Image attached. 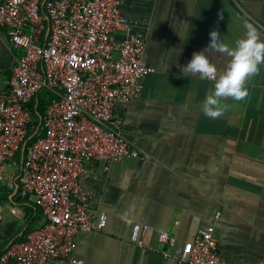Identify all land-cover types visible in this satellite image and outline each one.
<instances>
[{
    "label": "crops",
    "instance_id": "obj_1",
    "mask_svg": "<svg viewBox=\"0 0 264 264\" xmlns=\"http://www.w3.org/2000/svg\"><path fill=\"white\" fill-rule=\"evenodd\" d=\"M123 12L130 29L146 38L143 59L156 69L144 79L141 95L114 110L140 156L108 171L97 163L95 175L81 181L95 215L104 214L107 221L102 232L76 236L74 258L84 264H179L184 243L213 225L223 260L263 263L264 65L248 81V97L224 101L229 107L215 120L202 112L214 82L185 76L180 68L209 45L213 30L234 47L249 21L264 40V0H126ZM124 37L122 32L117 39ZM21 53L0 32V93ZM206 55L218 71L226 70L230 57ZM7 169L12 172L5 171L7 181L0 185V204L6 208L0 254L30 226L36 230L44 223L36 200L19 195L16 166ZM135 224L149 226L144 247L131 242ZM161 231L176 238L173 247L159 242Z\"/></svg>",
    "mask_w": 264,
    "mask_h": 264
},
{
    "label": "built area",
    "instance_id": "obj_2",
    "mask_svg": "<svg viewBox=\"0 0 264 264\" xmlns=\"http://www.w3.org/2000/svg\"><path fill=\"white\" fill-rule=\"evenodd\" d=\"M126 0H4L0 32L22 53L0 93V185L15 165L23 199L32 197L43 225L12 241L0 264H84L74 258L75 238L102 232L107 217L96 216L81 181L108 171L125 158H138L122 133L117 105L127 106L156 72L143 59L146 38L130 29ZM125 32L123 40L117 36ZM44 90L55 95L41 118L44 136L28 145L31 100ZM21 151V163L16 157ZM0 204V221L5 214ZM12 214L16 211L12 208ZM149 226L135 224L131 242L145 246ZM159 242L173 247L166 231ZM213 225L184 243L179 264H232L221 258ZM164 258H169L167 251ZM260 264H264L260 263Z\"/></svg>",
    "mask_w": 264,
    "mask_h": 264
},
{
    "label": "clouds",
    "instance_id": "obj_3",
    "mask_svg": "<svg viewBox=\"0 0 264 264\" xmlns=\"http://www.w3.org/2000/svg\"><path fill=\"white\" fill-rule=\"evenodd\" d=\"M220 19H223L222 15ZM244 27L245 36L238 39L234 47L223 42L218 31H211L209 45L202 51L194 52L190 62L180 68L185 76L198 75L202 80L214 82V90L202 104V112L209 119H219L224 115L229 107L224 101H244L249 95L248 81L264 65V40L261 39L260 30L249 21H245ZM210 51L230 57L226 70L220 72L210 62L206 55Z\"/></svg>",
    "mask_w": 264,
    "mask_h": 264
},
{
    "label": "trees",
    "instance_id": "obj_4",
    "mask_svg": "<svg viewBox=\"0 0 264 264\" xmlns=\"http://www.w3.org/2000/svg\"><path fill=\"white\" fill-rule=\"evenodd\" d=\"M54 98H56V95L52 91L44 90L31 100V103L29 104V108L32 115V123L29 126L28 138H30V141L28 142V145L44 136L43 124L40 127L41 118L44 117L45 115L47 105ZM21 159H22V153L20 151L16 157V160L18 163H21ZM19 195L21 196L20 192ZM38 216H42L41 211H39ZM32 230L34 229L32 226H30L26 231L24 237L20 240H23L26 237V235Z\"/></svg>",
    "mask_w": 264,
    "mask_h": 264
},
{
    "label": "rangeland",
    "instance_id": "obj_5",
    "mask_svg": "<svg viewBox=\"0 0 264 264\" xmlns=\"http://www.w3.org/2000/svg\"><path fill=\"white\" fill-rule=\"evenodd\" d=\"M6 171H7V173H11L12 169H7Z\"/></svg>",
    "mask_w": 264,
    "mask_h": 264
}]
</instances>
